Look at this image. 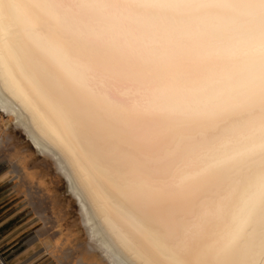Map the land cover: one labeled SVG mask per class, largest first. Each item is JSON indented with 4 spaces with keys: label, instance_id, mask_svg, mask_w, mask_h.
<instances>
[{
    "label": "clouds",
    "instance_id": "obj_1",
    "mask_svg": "<svg viewBox=\"0 0 264 264\" xmlns=\"http://www.w3.org/2000/svg\"><path fill=\"white\" fill-rule=\"evenodd\" d=\"M0 73L69 156L111 264H264V78L174 74L90 0H0Z\"/></svg>",
    "mask_w": 264,
    "mask_h": 264
},
{
    "label": "rangeland",
    "instance_id": "obj_2",
    "mask_svg": "<svg viewBox=\"0 0 264 264\" xmlns=\"http://www.w3.org/2000/svg\"><path fill=\"white\" fill-rule=\"evenodd\" d=\"M14 121L0 109V168L11 173L0 188V250L6 264L34 259L35 264H110L84 222L86 207L69 185L60 157L42 151Z\"/></svg>",
    "mask_w": 264,
    "mask_h": 264
},
{
    "label": "snow or ice",
    "instance_id": "obj_3",
    "mask_svg": "<svg viewBox=\"0 0 264 264\" xmlns=\"http://www.w3.org/2000/svg\"><path fill=\"white\" fill-rule=\"evenodd\" d=\"M90 2L110 9L131 34L157 43L174 74L220 89L246 69L252 83L264 78V0ZM236 94L246 106L261 103L254 95Z\"/></svg>",
    "mask_w": 264,
    "mask_h": 264
},
{
    "label": "bare ground",
    "instance_id": "obj_4",
    "mask_svg": "<svg viewBox=\"0 0 264 264\" xmlns=\"http://www.w3.org/2000/svg\"><path fill=\"white\" fill-rule=\"evenodd\" d=\"M0 109L2 111H7L11 115H13L15 121L21 123V125L25 127V129L30 133L29 136L32 137L31 139H33L35 143L33 142V140L32 142L36 144L42 151L51 150L53 151V153L55 152L60 157V163H63L62 165L67 170L64 171L65 173L67 172L66 175L70 180L71 184L69 185H72L71 187H73L74 190L76 189L77 191H75V193H78L80 195V198L78 197V199H81L82 201L78 200V202H84V204L82 205H85L84 207H86L85 210L88 217L86 216V220L84 218V222L87 224V226L90 227L87 228L90 229L91 234L99 240V243H97V245H102L103 255L111 264V259L106 255L105 252L107 245L105 243L104 235L100 231H98L96 227L99 221V216L94 203L89 197L87 191L82 186L76 170L73 167L72 162L63 147L59 144L56 137L49 131L47 126L37 117L32 108L25 102L23 84L20 82L19 78L15 76V74L11 76H5L4 74L0 73ZM57 155L55 156L58 160ZM62 165H60V170ZM75 193L73 192V195ZM94 237L93 239H95ZM99 246L97 247L99 248ZM3 262H5L4 259Z\"/></svg>",
    "mask_w": 264,
    "mask_h": 264
},
{
    "label": "crops",
    "instance_id": "obj_5",
    "mask_svg": "<svg viewBox=\"0 0 264 264\" xmlns=\"http://www.w3.org/2000/svg\"><path fill=\"white\" fill-rule=\"evenodd\" d=\"M0 158H1V154H0ZM0 164H1V161H0ZM5 169L7 170V168H4L3 167V169L2 168H0V188H1V182L3 181V180H5L6 179V177L7 176H10L11 175V173H9L10 171H5ZM5 182H8V181H5ZM35 261H36V259H34L31 263H28V264H35ZM88 263H86V264H92V261H87Z\"/></svg>",
    "mask_w": 264,
    "mask_h": 264
},
{
    "label": "built area",
    "instance_id": "obj_6",
    "mask_svg": "<svg viewBox=\"0 0 264 264\" xmlns=\"http://www.w3.org/2000/svg\"><path fill=\"white\" fill-rule=\"evenodd\" d=\"M4 257L2 256V252L0 250V264H6V262H3ZM5 261V259H4Z\"/></svg>",
    "mask_w": 264,
    "mask_h": 264
}]
</instances>
